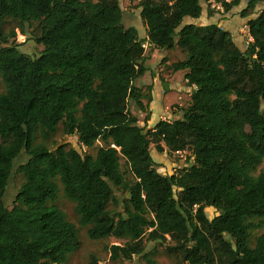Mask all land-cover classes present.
I'll use <instances>...</instances> for the list:
<instances>
[{
  "label": "trees",
  "instance_id": "16d2710c",
  "mask_svg": "<svg viewBox=\"0 0 264 264\" xmlns=\"http://www.w3.org/2000/svg\"><path fill=\"white\" fill-rule=\"evenodd\" d=\"M129 1L138 2L146 40L123 27L117 0H0V264H64L76 250L75 226L48 205L58 184L90 240L124 241L109 247L112 261L155 242L181 264H264V233L249 244L264 227V174L253 175L264 162V9L256 12L264 0H246L240 12L252 40L245 51L218 25L185 24L202 16L200 0ZM211 1L222 13L241 3ZM7 19L22 36L33 26L38 57L8 46L16 33L3 35ZM144 43L182 51L170 70L195 88L180 119L148 131L131 113L150 122L152 97L136 87L146 73ZM59 126L82 148L102 147L94 157L65 145L51 150L44 142ZM150 145L190 151L193 164L162 176ZM22 154L23 183L8 209L4 194ZM114 189L126 195L120 212L108 209L118 205ZM208 208L218 215L208 218Z\"/></svg>",
  "mask_w": 264,
  "mask_h": 264
},
{
  "label": "rangeland",
  "instance_id": "374dc122",
  "mask_svg": "<svg viewBox=\"0 0 264 264\" xmlns=\"http://www.w3.org/2000/svg\"><path fill=\"white\" fill-rule=\"evenodd\" d=\"M119 7L122 10V25L125 29L135 28L138 32L139 39L142 41L146 38V30L140 19L141 9L138 6V2H130L129 0H117ZM231 2L232 0H228ZM203 14L196 20H185V24L192 21L195 24H211L216 22L221 26V29L228 31L236 46L241 50L245 51L248 43L252 40L247 36L248 28L247 21L248 18H242L240 12L246 6V0H241L239 6L232 8L228 13H222V8L213 3L211 0H200ZM264 9V3L260 4L256 12ZM250 18H254L256 13ZM246 26V28H245ZM1 29L3 35H9L11 31H15L16 37L10 38L8 40V46H17L19 51L25 55L32 58L39 56L43 47L38 45L34 38L36 37V31H33V26L26 29V35L22 36L16 29V23L11 20H4L1 23ZM33 31V32H32ZM0 43V48L5 47ZM144 48V61L143 65L146 68L145 75L136 81V87H138L144 96L149 95L152 97L154 91V82L157 83V94L155 95V105L156 108L151 114L150 122H145L146 115L139 113L131 108V113L135 115L138 119V125L145 131L151 129L159 121H174L182 117V110L186 109L190 103L189 94L181 89L179 85L173 88L172 91L168 90L169 83H182L184 79V74H175L170 70V65L185 59L184 53L178 48L173 50H152L146 43L143 44ZM152 88L151 92L148 90ZM4 92V87L0 88V93ZM144 104L146 100L143 101ZM36 144L43 143L39 133L36 135ZM45 146L49 149L54 150L56 145H65L67 148L76 149L81 155L95 156L97 149L102 147L101 142H97L96 145L91 149L82 148L79 146L77 138L64 136L61 132V126H59L57 132L52 135V137L44 142ZM150 154L153 161L156 164V169L158 173L162 176L172 175L178 173L179 170L188 168L193 164V159L190 156V151L183 153H158L155 146L150 145ZM26 159V156H22L15 161L14 169L9 180L8 186L6 188L3 202L8 209H11L15 196L23 183V177L18 171V167ZM120 170L123 174L124 180L126 182H133V177L129 173L128 166L125 164L123 159H120ZM264 174V162L257 168L253 173L254 176L259 174ZM59 192L54 203H49L48 205L56 206L60 211H62L66 220L73 224L77 230L78 246L74 252L68 255L67 261L64 264H90L92 259H95L98 264H181L179 259L170 254L165 244L155 243V242H144L143 249L144 252L140 256H134L130 260L118 259L112 261L110 259L109 247L112 245H124V241H117L112 238L103 239L99 241H92L87 236V231L89 227L83 228L79 226V216L75 211V204L69 201L64 193L63 188L58 184ZM115 201L118 203H112L109 206L110 211L120 212L122 209V201L126 199L125 193L120 190L114 189ZM208 218H213L218 214L212 208L205 210ZM264 233V227L261 229H256L251 231L250 234V247L255 246L256 238Z\"/></svg>",
  "mask_w": 264,
  "mask_h": 264
},
{
  "label": "crops",
  "instance_id": "0c3cea01",
  "mask_svg": "<svg viewBox=\"0 0 264 264\" xmlns=\"http://www.w3.org/2000/svg\"><path fill=\"white\" fill-rule=\"evenodd\" d=\"M187 24H195V23H193L192 21H189ZM218 25L216 22H213V23H209V24H202V25H199V24H195V25H197V26H207V25ZM220 28H221V26L220 25H218ZM146 30V29H145ZM146 38H147V36H146ZM146 38H145V40H146ZM184 72H177V73H175V74H183ZM177 85H179L180 87H181V89H183L184 91H186L188 94H189V96L188 97H190V95H191V93H192V91L195 89L194 87H188L187 85H186V81L183 79L182 80V83H169L168 84V90H169V93H170V91H172V89L173 88H176V86ZM158 92H157V83L156 82H154V91H153V94H152V102H151V104H150V112H153V110L156 108V105H155V95L157 94ZM151 114H153V113H151Z\"/></svg>",
  "mask_w": 264,
  "mask_h": 264
},
{
  "label": "built area",
  "instance_id": "2783aa9c",
  "mask_svg": "<svg viewBox=\"0 0 264 264\" xmlns=\"http://www.w3.org/2000/svg\"><path fill=\"white\" fill-rule=\"evenodd\" d=\"M227 2H228V0H227ZM245 28H246V26H245ZM246 29H248V28H246ZM247 36L249 37V34L247 33ZM249 39H250V37H249Z\"/></svg>",
  "mask_w": 264,
  "mask_h": 264
}]
</instances>
